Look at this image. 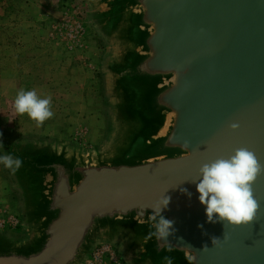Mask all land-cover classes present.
Instances as JSON below:
<instances>
[{
    "label": "water",
    "instance_id": "obj_1",
    "mask_svg": "<svg viewBox=\"0 0 264 264\" xmlns=\"http://www.w3.org/2000/svg\"><path fill=\"white\" fill-rule=\"evenodd\" d=\"M83 1L105 40L107 130L92 149L0 135L23 162L22 234L0 226V264H88L99 246L124 264H264V171L238 226L206 222L194 182L238 148L264 166V0ZM162 195L174 230L160 240L148 216Z\"/></svg>",
    "mask_w": 264,
    "mask_h": 264
},
{
    "label": "rangeland",
    "instance_id": "obj_2",
    "mask_svg": "<svg viewBox=\"0 0 264 264\" xmlns=\"http://www.w3.org/2000/svg\"><path fill=\"white\" fill-rule=\"evenodd\" d=\"M94 21L83 0H0V135L71 142L98 118L108 120L100 74L106 46ZM21 88L51 96L54 116L40 126L18 116L13 100ZM13 183L0 165V226L9 236L22 234ZM112 260L104 254L91 264Z\"/></svg>",
    "mask_w": 264,
    "mask_h": 264
},
{
    "label": "clouds",
    "instance_id": "obj_3",
    "mask_svg": "<svg viewBox=\"0 0 264 264\" xmlns=\"http://www.w3.org/2000/svg\"><path fill=\"white\" fill-rule=\"evenodd\" d=\"M51 104V96L42 97L34 89H19L13 100L15 113L18 116L26 115L37 126L54 116ZM237 126L232 125L233 128ZM22 163L19 157L0 154V165L13 174L19 170ZM262 171L264 166L258 162L254 153L246 148L235 149L227 158H217L202 164L194 182L198 201L204 206L206 222L223 224L226 221L236 226L251 222L258 209L252 184ZM168 203L169 197L162 195L151 209L148 220L154 231L149 233L150 237L158 235V238L163 240L174 230L173 222L161 214V210L165 209ZM223 238L226 239V236ZM219 241L220 238H211L212 245L219 244ZM165 259L167 264H172L170 257ZM187 260L188 264H193L194 257L189 256Z\"/></svg>",
    "mask_w": 264,
    "mask_h": 264
},
{
    "label": "crops",
    "instance_id": "obj_4",
    "mask_svg": "<svg viewBox=\"0 0 264 264\" xmlns=\"http://www.w3.org/2000/svg\"><path fill=\"white\" fill-rule=\"evenodd\" d=\"M107 123H108V120L105 121L103 116L98 118L97 121L95 120L94 126L90 127L88 130H86V132L84 133V136H81V135L77 136L75 141H71V142L75 143L76 141H78L76 144L85 148V149H92V148L96 147L102 140L101 134H102L103 129L104 130L107 129ZM87 137L89 139L88 142H87ZM79 140H81V142ZM66 141H68V140H66ZM88 143H90V145H87ZM93 260H94V258L92 255L88 264H91L93 262ZM118 260H119V258H118ZM112 262H114V264H124L122 262V260L120 263L117 260H112Z\"/></svg>",
    "mask_w": 264,
    "mask_h": 264
},
{
    "label": "built area",
    "instance_id": "obj_5",
    "mask_svg": "<svg viewBox=\"0 0 264 264\" xmlns=\"http://www.w3.org/2000/svg\"><path fill=\"white\" fill-rule=\"evenodd\" d=\"M104 254L108 255L114 260H118L117 257L114 255L112 248L109 246H99L93 253V258L99 261Z\"/></svg>",
    "mask_w": 264,
    "mask_h": 264
}]
</instances>
